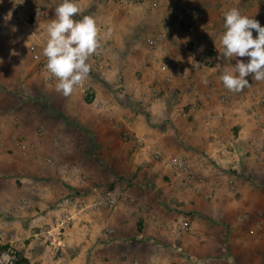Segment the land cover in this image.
Wrapping results in <instances>:
<instances>
[{
  "label": "crops",
  "instance_id": "0c3cea01",
  "mask_svg": "<svg viewBox=\"0 0 264 264\" xmlns=\"http://www.w3.org/2000/svg\"><path fill=\"white\" fill-rule=\"evenodd\" d=\"M25 1L42 6L49 17L35 19L27 9L19 24H9L0 37L1 73L13 67L20 71L22 59H32L30 46L41 35L47 36V25L55 18L60 0ZM120 1H75L81 9L76 20L92 16L101 37L110 40L105 67L94 68L92 56L88 63L91 91L95 97L109 101L114 115L105 112L107 117L103 120L85 117L82 111L91 102L82 90H75L70 96L55 90L63 98L53 106L95 132L102 162L88 158L92 148L80 143L81 134L63 117L56 119V125L47 123V135L36 150L14 149L11 143L14 118L20 119L30 143L37 141L38 127L34 126L42 115L35 105L16 101L0 88V130L6 141L0 151V233L7 234L0 236V250L14 236L19 244V257L28 264H124V254L153 264H196L198 259L199 264H264V229L254 236L248 233L260 216L264 220V186L250 181V178H262L264 163L247 157L242 159L238 170H230L217 155L215 145L208 141V128L213 126L224 139L236 141L242 154L246 139L257 132L255 122L238 110H230L223 120L206 123L186 120L179 114L181 109L188 110L195 104L219 114L217 97L207 101L203 94L211 87L219 93V77L225 69L235 66L237 60L249 61L248 57H225L219 71L206 68L193 72L189 70L191 52L184 45L194 49L203 47L206 35L209 40L219 41L225 31L223 13L231 8H238L242 15L258 20L264 27V2L158 0L157 8H153L140 0H125L127 5ZM211 3L214 10L209 9ZM0 9L9 13L11 0H0ZM189 10L193 12L190 17L195 19L193 27L198 29L183 35L178 29L179 22L187 23L183 21L184 12ZM166 19L171 20L170 25H166ZM252 31L256 38L258 33ZM160 35L164 40L157 53L165 51L172 58L165 70L151 63L148 49V40ZM185 69L189 70L188 79L180 77ZM118 77H122L121 82ZM246 79L250 86L240 92L264 90V81H255L251 74ZM151 88L160 92L158 97L151 96ZM121 90L127 94L126 98ZM123 130L142 138L144 144L125 140ZM55 139L59 143L57 147L53 145ZM152 150L161 152L162 159L155 161ZM175 156L187 158L206 178L208 184L200 193L181 190L172 184L169 160ZM44 157H51L57 163L80 165L87 181L65 184L54 171L45 170ZM230 180L236 184L235 192L228 189ZM117 184L126 188L136 205L121 204L77 219L66 232L64 258L55 259L44 242L34 239L40 229L52 226L58 205L70 194ZM213 186L216 188L211 190ZM23 197L31 201L32 209L17 214L14 205ZM239 210L251 214L249 226L238 224ZM182 219L190 224V231L181 242L183 254L173 248V239L162 227L165 221ZM108 229L113 234L102 237V232Z\"/></svg>",
  "mask_w": 264,
  "mask_h": 264
},
{
  "label": "built area",
  "instance_id": "2783aa9c",
  "mask_svg": "<svg viewBox=\"0 0 264 264\" xmlns=\"http://www.w3.org/2000/svg\"><path fill=\"white\" fill-rule=\"evenodd\" d=\"M76 0H74L75 2ZM144 3H149L153 8H157L158 0H140ZM258 3L264 2V0H251ZM11 0V18L5 20V17L9 14L0 9V37L8 29L9 24L17 25L22 21L23 13L28 9L31 10V15L35 19H45L49 17V14L40 5H30L23 0ZM121 4H129L128 1H120ZM166 25L171 24V20L166 19ZM47 36L41 35L40 39L31 44L30 50L32 53V59L36 64L38 74L42 77L44 82L48 85H54L58 83L55 77L47 72L45 65L47 58L43 55V47L46 42ZM100 46L97 53L92 55L93 67L103 69L106 65L105 54L109 48V41L104 40L101 37L99 30ZM163 36H157L148 40V49L150 55V61L152 64L159 67L161 70H165L172 63V58L165 51L160 54L157 53L160 43L163 41ZM203 47L193 49L191 52V61L189 63V70L193 72H200L203 69L210 68L213 70H221L224 66L225 56L222 54V46L219 41L209 40L207 35L204 39ZM221 53H220V52ZM166 66V68H165ZM180 74L183 79H188V73ZM122 77H118V82H121ZM91 76L88 74L83 83L75 90H82L85 92V96L90 99L91 106L94 110L99 112H109L114 115L112 105L105 98L95 97L91 91ZM213 87L209 88L203 97L205 100L210 101L214 96L217 97L218 103L221 107L219 114H212L204 110L201 104H195L188 110L181 109L179 114L186 120L193 122H203L213 120H223L230 110H238L241 113L249 116L256 124L257 132L249 136L245 141L244 152L239 153L236 141L224 139L213 126L208 128V141L215 145L217 155L225 161L226 166L230 170H238L241 167L242 159L251 157L257 163H264V115L262 111L264 109V90L256 89L250 93L243 92H231L227 90L221 81L220 92L215 93ZM121 95L125 98L127 94L124 90H121ZM152 97H158L160 92L156 88L150 89ZM1 104V96H0ZM15 133L11 137V143L14 149L22 150L23 152L34 151L41 145L42 140L47 135L45 126L40 125L36 130L37 141L28 142L26 136L22 131V123L19 118H14ZM122 136L125 140H133L137 145H143L144 140L128 130H123ZM6 141L4 140L0 130V151L5 148ZM53 145L57 147L58 141L55 139ZM152 157L155 161L162 159V154L159 151L152 150ZM45 170L54 171L56 175L67 185H76V183H85L87 176L84 173L82 167L75 163H57L51 157H44ZM169 166L173 173L172 184L180 188L181 190H189L194 193H200L202 188L208 184L206 178L199 173L191 164V162L181 156L172 157L169 160ZM216 186L210 187L211 190ZM228 189L230 192L236 191V184L233 180L228 182ZM121 204L136 205V200L130 196L125 187L117 184L108 188L92 187L88 191H77L61 201L58 205V215L52 226L49 228L40 229L35 234L34 239L39 242H44L51 250V254L55 259H62L65 256L64 253V239L66 232L73 226L75 221L80 217L97 212L99 210H111L118 207ZM31 201L26 198H20L14 205L13 211L17 214H25L31 211ZM237 221L240 226L247 227L252 223V217L249 212L239 210L237 213ZM162 227L165 232L173 239L175 245L174 249L183 254L184 248L181 245L184 237L190 231V224L186 219L179 221L168 220L162 223ZM264 220L260 218L254 223L252 227L248 228L250 236H254L258 232L263 231ZM113 234V231L108 229L102 232V237ZM1 237L7 236L3 231L0 233ZM18 241L14 236H10L8 239V246L5 249L0 250V257L7 254L12 257L11 264H17L20 257L18 253ZM124 264H153L150 262H143L136 258H131L128 254L122 256ZM0 264H4L0 259Z\"/></svg>",
  "mask_w": 264,
  "mask_h": 264
},
{
  "label": "clouds",
  "instance_id": "9594fccd",
  "mask_svg": "<svg viewBox=\"0 0 264 264\" xmlns=\"http://www.w3.org/2000/svg\"><path fill=\"white\" fill-rule=\"evenodd\" d=\"M22 3L23 0L19 4ZM80 11L74 0H62L55 8V18L47 25V39L43 47V55L47 58L45 68L51 77L58 80L56 90L64 96L71 95L75 87L87 78L91 70L88 60L100 46L96 20L87 15L75 20L74 16ZM223 15L225 31L220 37L223 56L248 57L249 61L237 60L235 66L226 68L219 79L227 90L240 92L250 86L246 79L250 74L255 81H264V27L258 20L242 15L238 8H231ZM10 18L11 12L5 20ZM252 30L258 33L256 38H253ZM188 71L185 69V74ZM0 259L4 264H11L12 261L7 254Z\"/></svg>",
  "mask_w": 264,
  "mask_h": 264
},
{
  "label": "rangeland",
  "instance_id": "374dc122",
  "mask_svg": "<svg viewBox=\"0 0 264 264\" xmlns=\"http://www.w3.org/2000/svg\"><path fill=\"white\" fill-rule=\"evenodd\" d=\"M250 4H257L252 1H245ZM62 3V0L59 1V4ZM214 10V4H210V8ZM184 20L187 22L185 25L184 22H179V28L180 31L183 33V35L189 34L191 31L197 30L198 28H194L193 25L195 24V19L190 17V14L193 12L185 11L184 12ZM190 17V18H189ZM74 19L76 20V16H74ZM189 21V22H188ZM207 29V28H206ZM186 50L192 52L194 49V46H189L188 44L184 45ZM26 52V51H25ZM6 62V61H3ZM20 71L17 70V67L10 68L7 72H0V88L3 90L6 94H10L14 96V100L19 102H27L28 104L35 105L40 113H41V119L39 122L35 124V129L39 127L40 125H43L47 128V123L50 122L52 124L55 122V125L57 124V118H65V121H69L70 125L74 127V130L81 134L82 138L80 140V143H84L92 148L93 153H90L89 159L97 160L98 162H102L101 157H99V153H97V137L94 131L87 130L85 126L80 124L76 118H69L68 115L63 114L61 109H57L55 106L56 102L62 101V96H60V93H57L56 87L48 85L44 82L42 77L38 74L37 67L33 59L28 58L22 59L20 66ZM70 96V95H69ZM76 101V98H74ZM88 103V102H87ZM80 108V107H79ZM81 110V109H80ZM80 112V111H79ZM85 117H91V118H97V119H105L107 117V114L105 112H99L94 110L90 105L85 106L84 110L82 111ZM51 121H50V120ZM54 125V123H53ZM86 142V143H85ZM83 150V148H82ZM80 150V151H82ZM91 151L90 149H88ZM84 152V151H83ZM81 152V153H83ZM88 153V152H87ZM86 154V153H85ZM264 169V167H263ZM261 179H252L250 178V181L253 184H256L258 186H264V172H261ZM196 264H199V259L195 261Z\"/></svg>",
  "mask_w": 264,
  "mask_h": 264
},
{
  "label": "trees",
  "instance_id": "16d2710c",
  "mask_svg": "<svg viewBox=\"0 0 264 264\" xmlns=\"http://www.w3.org/2000/svg\"><path fill=\"white\" fill-rule=\"evenodd\" d=\"M87 100L90 101L89 98ZM17 264H28V262H27V260L21 258V259H19Z\"/></svg>",
  "mask_w": 264,
  "mask_h": 264
}]
</instances>
